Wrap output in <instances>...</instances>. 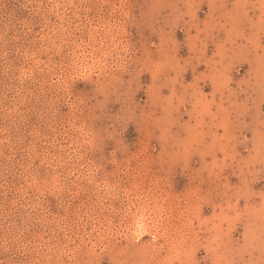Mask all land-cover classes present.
I'll return each mask as SVG.
<instances>
[{"label": "rangeland", "instance_id": "obj_1", "mask_svg": "<svg viewBox=\"0 0 264 264\" xmlns=\"http://www.w3.org/2000/svg\"><path fill=\"white\" fill-rule=\"evenodd\" d=\"M0 264H264V0H0Z\"/></svg>", "mask_w": 264, "mask_h": 264}]
</instances>
